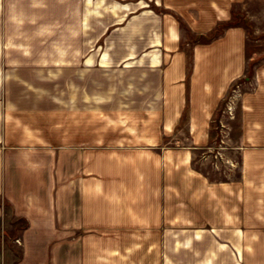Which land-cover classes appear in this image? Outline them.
<instances>
[{
    "label": "crops",
    "instance_id": "obj_1",
    "mask_svg": "<svg viewBox=\"0 0 264 264\" xmlns=\"http://www.w3.org/2000/svg\"><path fill=\"white\" fill-rule=\"evenodd\" d=\"M246 3L0 0V238L16 264H264ZM239 83L238 176L213 182L192 155Z\"/></svg>",
    "mask_w": 264,
    "mask_h": 264
},
{
    "label": "rangeland",
    "instance_id": "obj_2",
    "mask_svg": "<svg viewBox=\"0 0 264 264\" xmlns=\"http://www.w3.org/2000/svg\"><path fill=\"white\" fill-rule=\"evenodd\" d=\"M246 17L243 16L241 23L247 27L249 34V48L250 54H257L259 57L255 60V65H259L264 61V0H247L246 3ZM52 79L51 95L52 100H58V77L64 76L63 73L52 72L50 74ZM238 84V88L233 86L218 112L215 115L213 122L212 142L205 148H198L192 155V165L195 170L208 178L210 181H222L226 179H233L238 176V153L233 151V146L236 145L239 126L238 108L235 106L236 96L241 90L251 88V83L243 85ZM117 91H114V93ZM86 93L83 91V94ZM82 108H87L84 104ZM235 150V149H234ZM1 208L8 210L9 206L0 200ZM22 224L19 223L18 227ZM17 235V234H16ZM2 236V235H1ZM2 248L4 247V255L9 254L10 258L7 262L4 259V264H16L20 257V251L17 246L18 241L9 239L8 234L4 233L2 238ZM13 260V263L10 262Z\"/></svg>",
    "mask_w": 264,
    "mask_h": 264
}]
</instances>
